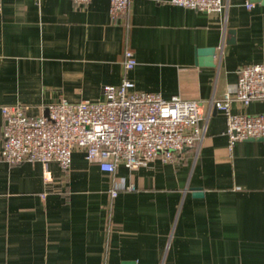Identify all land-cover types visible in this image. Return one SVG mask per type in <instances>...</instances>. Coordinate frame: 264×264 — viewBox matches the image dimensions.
<instances>
[{
	"label": "crops",
	"instance_id": "1",
	"mask_svg": "<svg viewBox=\"0 0 264 264\" xmlns=\"http://www.w3.org/2000/svg\"><path fill=\"white\" fill-rule=\"evenodd\" d=\"M222 1L225 13L207 14L131 0L113 21L110 0H2L0 107L38 117L62 99L102 101L127 78L137 92L200 102L206 131L199 151L115 174L82 150L68 172L0 157V264H264V140L229 151L226 115L210 107L236 94L243 67L264 65V0ZM223 43L216 67L205 66L198 51ZM126 50L137 60L127 74ZM231 111L264 114V101L233 100Z\"/></svg>",
	"mask_w": 264,
	"mask_h": 264
},
{
	"label": "built area",
	"instance_id": "2",
	"mask_svg": "<svg viewBox=\"0 0 264 264\" xmlns=\"http://www.w3.org/2000/svg\"><path fill=\"white\" fill-rule=\"evenodd\" d=\"M71 1L83 6L92 0ZM170 3L207 14H223L228 9L222 0H170ZM130 4L131 0H110L111 19L125 16ZM2 9L0 0V13ZM223 46L224 43L215 55L219 60ZM124 56L127 74L137 66V60L132 50H126ZM134 87V83L124 78L118 86L104 87L102 101L72 104L62 99L48 105L47 114L38 117L30 116L23 105L0 107L4 137L1 159L10 165L55 162L68 172L73 153L82 150L89 162L96 163L103 172L115 174L121 164L133 170L157 157L171 163L185 149L200 150L206 131L199 125L200 102L180 97L166 100L158 93L137 92ZM233 100L246 107L264 101V65L243 67L236 94L225 93L222 99L210 101L212 109L226 115L229 151L238 142L264 139V114H234ZM118 194V189L111 190L113 198Z\"/></svg>",
	"mask_w": 264,
	"mask_h": 264
},
{
	"label": "water",
	"instance_id": "3",
	"mask_svg": "<svg viewBox=\"0 0 264 264\" xmlns=\"http://www.w3.org/2000/svg\"><path fill=\"white\" fill-rule=\"evenodd\" d=\"M199 55L202 56H208L209 58L206 61L205 66L210 67V68H215V55H216V50L215 49H201L198 51ZM264 140V139H262ZM197 196H202L201 190L197 191ZM123 264H135L134 262H125Z\"/></svg>",
	"mask_w": 264,
	"mask_h": 264
}]
</instances>
